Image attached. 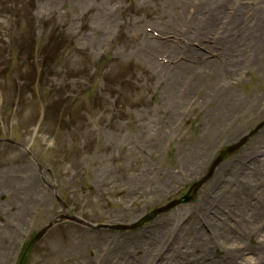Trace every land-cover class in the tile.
<instances>
[{
    "label": "rangeland",
    "instance_id": "1",
    "mask_svg": "<svg viewBox=\"0 0 264 264\" xmlns=\"http://www.w3.org/2000/svg\"><path fill=\"white\" fill-rule=\"evenodd\" d=\"M217 4L213 25L199 22ZM260 4L0 0V139L14 141L0 142V264H13L10 230L34 218L36 232L61 213L55 195L94 224L131 222L263 120ZM236 5L250 31L258 19V38H243L233 64L216 31ZM154 32L161 44L147 45ZM24 254V264H264V127L192 202L128 231L59 223Z\"/></svg>",
    "mask_w": 264,
    "mask_h": 264
},
{
    "label": "bare ground",
    "instance_id": "2",
    "mask_svg": "<svg viewBox=\"0 0 264 264\" xmlns=\"http://www.w3.org/2000/svg\"><path fill=\"white\" fill-rule=\"evenodd\" d=\"M220 1V3L222 2V0H218ZM184 3H186L185 1H183ZM180 14L183 12V3H180ZM219 5L217 4L214 7H210L209 9H207L208 12H210V14L207 17H203L201 19H199V22H204L206 24H210L213 25V22L216 20V16L220 13H223V10H219ZM260 6V12L259 15H264V7H262V4L257 5V7ZM243 7H247V6H243ZM197 7H195L196 9ZM242 7L236 5L235 6V10L237 11L236 17L232 16V15H225V18H229L228 22V26H223V28L221 30H217L216 32L218 33H226L225 38L223 39L225 41V45H226V51H231L233 53V61L232 63L234 64L235 58L238 54V52H240L243 48V46L245 45V43H242V40L244 37L248 38V41H250V39H254L255 37L258 38V34L255 33L256 31L258 32V19L254 20L257 23V26L252 27V31L249 30V27H247L245 25V20H248V18H241V16H239V12L242 11L241 9ZM198 11L195 10L194 13H197ZM201 16V15H200ZM239 16V17H238ZM198 20V19H197ZM193 23V22H192ZM262 25H264V20L261 23ZM187 24L185 23V26ZM162 37V36H161ZM210 41V39L208 40ZM162 41L158 40V39H151L149 38V40L147 41V45L151 44V45H160ZM165 45V44H163ZM168 47L172 48V44H167ZM184 49L188 50V51H195V48H192L191 46H187V44H184ZM195 53H198L195 51ZM150 62H155L154 59L152 58H148ZM258 212H263L260 203H258ZM211 264V263H210Z\"/></svg>",
    "mask_w": 264,
    "mask_h": 264
},
{
    "label": "water",
    "instance_id": "3",
    "mask_svg": "<svg viewBox=\"0 0 264 264\" xmlns=\"http://www.w3.org/2000/svg\"><path fill=\"white\" fill-rule=\"evenodd\" d=\"M263 123L264 122H262L261 124H259L254 130H252L251 132H250V135L251 134H253L261 125H263ZM246 138H244L243 140H241L237 145H234V146H230L229 148H227L226 150H224V151H222L221 153H220V155L218 156V158L214 161V163H213V165H212V167H211V169H210V171L208 172V174L202 179V181H204V180H206V178H208L210 175H211V173H212V171H213V169H214V167H215V165L226 155V154H228V153H230L231 151H233L234 149H236L241 143H243L244 142V140H245ZM192 198V196H184L183 198H182V200L181 201H188V200H190Z\"/></svg>",
    "mask_w": 264,
    "mask_h": 264
}]
</instances>
